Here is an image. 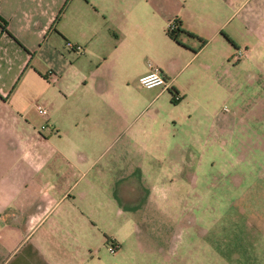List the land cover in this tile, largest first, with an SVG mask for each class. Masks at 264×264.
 Masks as SVG:
<instances>
[{
    "label": "crops",
    "instance_id": "1",
    "mask_svg": "<svg viewBox=\"0 0 264 264\" xmlns=\"http://www.w3.org/2000/svg\"><path fill=\"white\" fill-rule=\"evenodd\" d=\"M198 1L0 0V264L121 263L128 149L177 145L175 123L156 121L164 92L136 78L149 63L167 82L161 109L183 102L203 47L162 43L157 26L193 34ZM239 15L252 31L253 12ZM159 255L175 260L173 246Z\"/></svg>",
    "mask_w": 264,
    "mask_h": 264
},
{
    "label": "rangeland",
    "instance_id": "2",
    "mask_svg": "<svg viewBox=\"0 0 264 264\" xmlns=\"http://www.w3.org/2000/svg\"><path fill=\"white\" fill-rule=\"evenodd\" d=\"M227 1L184 2L196 10L186 18L194 32L176 39L203 51L187 63L183 102L161 109L165 91L156 102L177 145L143 158L128 149V230L113 264H264V1ZM242 8L254 14L252 31ZM168 24L157 26L162 43ZM169 246L175 260L159 262Z\"/></svg>",
    "mask_w": 264,
    "mask_h": 264
},
{
    "label": "built area",
    "instance_id": "3",
    "mask_svg": "<svg viewBox=\"0 0 264 264\" xmlns=\"http://www.w3.org/2000/svg\"><path fill=\"white\" fill-rule=\"evenodd\" d=\"M166 30L168 32L174 31V25L168 24ZM66 47L71 48L76 51L78 50L77 46L66 45ZM145 66L147 69L146 72L136 78L137 87L143 90H149V89L156 88L159 91H167L168 90L167 82L165 81L163 76L160 74V72L156 68L152 67L149 63H146ZM33 108H34L35 113L40 118L42 119L46 118L47 111L45 108L41 106H37V105H35ZM42 128L43 126L40 127V129ZM107 251L108 253H112L113 248H108Z\"/></svg>",
    "mask_w": 264,
    "mask_h": 264
},
{
    "label": "trees",
    "instance_id": "4",
    "mask_svg": "<svg viewBox=\"0 0 264 264\" xmlns=\"http://www.w3.org/2000/svg\"><path fill=\"white\" fill-rule=\"evenodd\" d=\"M175 30L174 31H171V32H168L167 30H164V35L170 40V41H172L173 43H175V44H177L178 45V42H177V40H176V34L177 33H183V34H185L186 36H191L190 34H188V33H185V32H183L182 30H178L177 28H174ZM171 94V93H170ZM172 96H173V94H172ZM171 96V97H172ZM170 102L171 103H173V101H172V98L170 99Z\"/></svg>",
    "mask_w": 264,
    "mask_h": 264
}]
</instances>
